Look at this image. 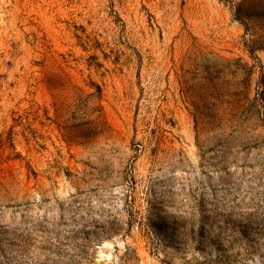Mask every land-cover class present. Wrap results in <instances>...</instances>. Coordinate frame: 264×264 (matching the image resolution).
Here are the masks:
<instances>
[{
	"label": "rangeland",
	"instance_id": "obj_1",
	"mask_svg": "<svg viewBox=\"0 0 264 264\" xmlns=\"http://www.w3.org/2000/svg\"><path fill=\"white\" fill-rule=\"evenodd\" d=\"M0 264H264V0H0Z\"/></svg>",
	"mask_w": 264,
	"mask_h": 264
}]
</instances>
